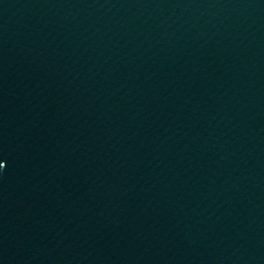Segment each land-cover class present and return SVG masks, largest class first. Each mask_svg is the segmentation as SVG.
<instances>
[{
  "label": "water",
  "instance_id": "1",
  "mask_svg": "<svg viewBox=\"0 0 264 264\" xmlns=\"http://www.w3.org/2000/svg\"><path fill=\"white\" fill-rule=\"evenodd\" d=\"M42 264H264V0H57Z\"/></svg>",
  "mask_w": 264,
  "mask_h": 264
}]
</instances>
